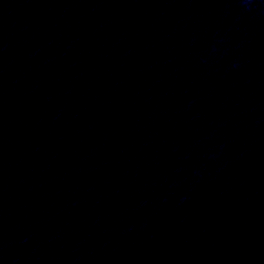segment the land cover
<instances>
[{
    "label": "water",
    "instance_id": "1",
    "mask_svg": "<svg viewBox=\"0 0 264 264\" xmlns=\"http://www.w3.org/2000/svg\"><path fill=\"white\" fill-rule=\"evenodd\" d=\"M0 264H264V0H0Z\"/></svg>",
    "mask_w": 264,
    "mask_h": 264
}]
</instances>
